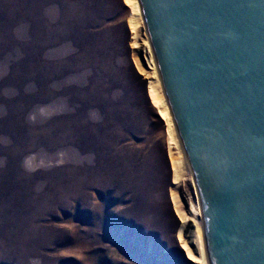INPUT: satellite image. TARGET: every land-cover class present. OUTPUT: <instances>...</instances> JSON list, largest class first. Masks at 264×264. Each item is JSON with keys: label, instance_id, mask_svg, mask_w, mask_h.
<instances>
[{"label": "rangeland", "instance_id": "obj_1", "mask_svg": "<svg viewBox=\"0 0 264 264\" xmlns=\"http://www.w3.org/2000/svg\"><path fill=\"white\" fill-rule=\"evenodd\" d=\"M126 1L0 0V264H197Z\"/></svg>", "mask_w": 264, "mask_h": 264}, {"label": "water", "instance_id": "obj_2", "mask_svg": "<svg viewBox=\"0 0 264 264\" xmlns=\"http://www.w3.org/2000/svg\"><path fill=\"white\" fill-rule=\"evenodd\" d=\"M208 264H264V0H138Z\"/></svg>", "mask_w": 264, "mask_h": 264}, {"label": "bare ground", "instance_id": "obj_3", "mask_svg": "<svg viewBox=\"0 0 264 264\" xmlns=\"http://www.w3.org/2000/svg\"><path fill=\"white\" fill-rule=\"evenodd\" d=\"M128 3H130L129 6H131L132 11H133V18H136V22L142 23L143 19V12L141 11L140 4L137 0H127ZM126 1V2H127ZM127 3V5H128ZM132 18V17H131ZM132 20V19H131ZM134 20V19H133ZM132 22L134 23V21ZM131 22V23H132ZM144 23V22H143ZM142 23V24H143ZM135 27V26H134ZM133 27V28H134ZM135 30V29H134ZM149 41V40H148ZM149 44V42H148ZM151 46V44H150ZM149 51L151 54V65H152V79L154 80L153 83H151V88H150V93L153 102L159 107L161 111L162 117L165 119L166 123L168 124V128L170 130V141L173 143L175 150L177 151L178 158L174 160V165H172V168L174 166V186H177L183 178L186 176L189 178L193 179V173L191 171L187 156L185 155L184 147L182 146V142L179 139L174 120L172 118L170 109H169V104L166 100V96L164 95L162 84H161V76H160V70L157 65V60L155 55H153V48L152 46L149 47ZM175 159V158H174ZM199 196V195H198ZM200 200V198H199ZM201 202V201H200ZM201 204V203H200ZM195 211V210H194ZM192 214V221L195 223V228H196V235L194 238V241L192 242V246H196V256L192 253V251L187 247L185 241L183 242L184 249L187 251L189 259L192 260L193 262L197 264H208V258H207V253H206V243H205V234H204V212L202 210V205H199L197 207V210ZM187 219L183 220V226L186 225ZM182 234V232H181ZM180 234V235H181ZM182 237L180 236V239ZM194 255V256H193Z\"/></svg>", "mask_w": 264, "mask_h": 264}]
</instances>
